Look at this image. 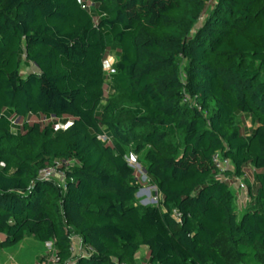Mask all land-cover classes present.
<instances>
[{
    "label": "trees",
    "instance_id": "trees-1",
    "mask_svg": "<svg viewBox=\"0 0 264 264\" xmlns=\"http://www.w3.org/2000/svg\"><path fill=\"white\" fill-rule=\"evenodd\" d=\"M24 238L62 263L264 264V0H0V251Z\"/></svg>",
    "mask_w": 264,
    "mask_h": 264
},
{
    "label": "rangeland",
    "instance_id": "rangeland-1",
    "mask_svg": "<svg viewBox=\"0 0 264 264\" xmlns=\"http://www.w3.org/2000/svg\"><path fill=\"white\" fill-rule=\"evenodd\" d=\"M110 59L111 58H109V61ZM27 71H36V70L33 66H29L28 68H23V72H27ZM41 117L42 115L40 116L30 115L28 118H22L20 119V121L19 120L17 121V118L11 115V118H14V120L17 121V123L14 125V128L19 132L23 130L24 121L30 124L36 120H40ZM136 168L140 173L139 180L141 183H143V185L140 186L136 192L137 202L141 206L156 204V198L152 197L150 194L151 191L155 190L154 186L148 183L149 179L145 174L141 172L140 167H136ZM74 246L75 245H73V247ZM52 249L53 248L51 243L42 244L40 242H36L32 240V238H24L14 247L0 251V264H37L38 258L42 256H46V258H48L50 255V251ZM146 253H147L146 247L143 246L139 249V254L141 255V257L140 255L136 257L138 264H141L140 261L144 262V260L141 258H143V256L146 255Z\"/></svg>",
    "mask_w": 264,
    "mask_h": 264
},
{
    "label": "built area",
    "instance_id": "built-area-1",
    "mask_svg": "<svg viewBox=\"0 0 264 264\" xmlns=\"http://www.w3.org/2000/svg\"><path fill=\"white\" fill-rule=\"evenodd\" d=\"M104 67L106 70L109 71V73L113 72V69L110 68V65L108 62H105ZM64 126L65 125H57L56 128L57 127H64ZM101 139H104V137H101ZM212 159H213L214 166L217 169V176L220 179L227 180L230 182L229 177H227L226 174H224L225 171H228L231 168L229 161L225 158H222L221 155H219L218 153L214 154ZM130 160H131V162H134L133 157H130ZM136 167H137V164H136ZM39 176L41 178H51L53 176H57V177L61 178V175L56 170V166H54V167L50 166V167L42 169L41 171H39ZM246 178H247V176H245V174L236 178L238 189L246 191V188H247V184L245 183ZM174 216L177 218L178 214L174 213ZM46 244H49V243H46ZM71 249H72V251L75 250L73 245H72ZM46 262L48 264H72L71 262L70 263H62L59 260V258L55 255L53 249L50 251V255L47 258ZM145 264H150V263L147 262Z\"/></svg>",
    "mask_w": 264,
    "mask_h": 264
},
{
    "label": "crops",
    "instance_id": "crops-1",
    "mask_svg": "<svg viewBox=\"0 0 264 264\" xmlns=\"http://www.w3.org/2000/svg\"><path fill=\"white\" fill-rule=\"evenodd\" d=\"M227 177H228V175H227ZM230 187H231L233 193L236 196V206H237V209L239 211H241V213H242V211L244 210V208L247 206V202L249 201V198H248V196L246 194V191L240 190V189L237 188V180H236V178L235 179L234 178H231V180H230ZM73 245H75L74 248H76L74 250L75 253L77 251H80L79 250L80 248H79V240H78V238H74L73 239ZM139 255L140 254H139V251H138L137 254L135 255V257H137ZM140 257H141V255H140ZM141 259L144 260V262L140 261L141 264L147 263L146 260H145V256H143V258H141ZM137 264H138V262H137Z\"/></svg>",
    "mask_w": 264,
    "mask_h": 264
},
{
    "label": "water",
    "instance_id": "water-1",
    "mask_svg": "<svg viewBox=\"0 0 264 264\" xmlns=\"http://www.w3.org/2000/svg\"><path fill=\"white\" fill-rule=\"evenodd\" d=\"M137 167H140L139 165H137Z\"/></svg>",
    "mask_w": 264,
    "mask_h": 264
}]
</instances>
